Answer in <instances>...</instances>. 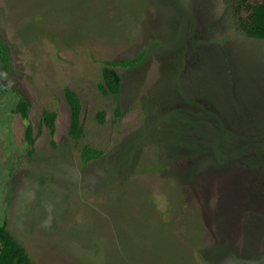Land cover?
<instances>
[{"label":"rangeland","instance_id":"374dc122","mask_svg":"<svg viewBox=\"0 0 264 264\" xmlns=\"http://www.w3.org/2000/svg\"><path fill=\"white\" fill-rule=\"evenodd\" d=\"M0 37V225L37 264H264V40L238 34L229 5L0 0ZM142 49L119 68L116 118L102 69ZM85 144L103 154L84 164Z\"/></svg>","mask_w":264,"mask_h":264},{"label":"trees","instance_id":"16d2710c","mask_svg":"<svg viewBox=\"0 0 264 264\" xmlns=\"http://www.w3.org/2000/svg\"><path fill=\"white\" fill-rule=\"evenodd\" d=\"M231 7L234 29L238 34L251 39L264 40V0H223ZM145 57L142 49L132 57L116 58L106 61L102 69V82L100 91L104 96H111L115 101L114 113L116 118L121 116V102L119 95L122 86V76L119 68H131L138 66ZM9 53L5 43L0 37V62L8 63ZM1 90V89H0ZM64 97L70 107V124L68 136L78 143L85 134L84 123L81 119L82 101L76 91L66 87ZM31 102L26 97L19 100L14 112L26 121L25 141L28 154L33 156L36 152V136L30 120L29 109ZM106 112L97 113L100 124L105 121ZM57 113L52 110H44L41 118V126L46 127L50 135V143L55 146L53 139L56 133ZM103 151L88 144L81 147V159L84 164L98 159ZM186 159V158H184ZM0 264H37L28 254L26 248L18 242L8 230L6 224L0 225Z\"/></svg>","mask_w":264,"mask_h":264}]
</instances>
